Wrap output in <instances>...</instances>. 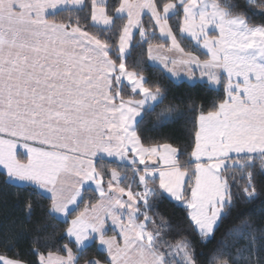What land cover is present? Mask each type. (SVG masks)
Listing matches in <instances>:
<instances>
[{
    "label": "snow or ice",
    "instance_id": "6c2138e0",
    "mask_svg": "<svg viewBox=\"0 0 264 264\" xmlns=\"http://www.w3.org/2000/svg\"><path fill=\"white\" fill-rule=\"evenodd\" d=\"M144 45L222 95L176 103ZM190 119V151L152 135ZM0 182L31 193L0 244L30 233L36 264H264V218L239 210L264 197V0H0Z\"/></svg>",
    "mask_w": 264,
    "mask_h": 264
},
{
    "label": "trees",
    "instance_id": "16d2710c",
    "mask_svg": "<svg viewBox=\"0 0 264 264\" xmlns=\"http://www.w3.org/2000/svg\"><path fill=\"white\" fill-rule=\"evenodd\" d=\"M146 46L143 48L144 57V74L148 77L149 81L159 80L165 84L169 89V98L175 97V102L179 104L186 105L191 99H195L197 103H202L207 107H210L212 102L222 95V89L218 94L215 91L206 89L203 86L189 87L185 83L173 82L171 80L165 79L166 74L158 67L148 64L146 58ZM139 51V50H138ZM152 135L158 139L160 142H170L174 146L180 148L182 153L185 151H190V145L194 139L193 136V121L190 119L186 123H182L180 126H170L162 128L159 131L152 133ZM186 155H182L181 159H185ZM31 195L28 190V186L24 185L19 188L12 186H5L0 182V231L12 221H15L18 225L23 219V205L24 202ZM36 199V197H32ZM241 211H251L257 219L264 218V197L257 199V201L252 205L241 204ZM159 212L172 224L179 225L185 234H187L194 242L196 247V252L200 254V259L203 260L209 249L213 247V243L207 245L202 244L198 241L195 234L192 232L191 227L188 222L184 219L185 213L182 208L177 207L175 202L165 201L159 205ZM63 228L64 225H59ZM223 228L220 229L222 231ZM61 233L57 232V239L59 240ZM219 236V232L217 233ZM166 239L175 240L177 239L176 232H171ZM62 245L63 240H59ZM51 247L54 249L56 244H52ZM0 254H6L10 258H18L23 261L29 262V264H36V257L33 254V237L30 233H25L22 235L15 244L11 245L9 248H5L0 244ZM88 256H95L96 258H102V253H100L95 246L90 247L86 253Z\"/></svg>",
    "mask_w": 264,
    "mask_h": 264
},
{
    "label": "crops",
    "instance_id": "0c3cea01",
    "mask_svg": "<svg viewBox=\"0 0 264 264\" xmlns=\"http://www.w3.org/2000/svg\"><path fill=\"white\" fill-rule=\"evenodd\" d=\"M154 54H155V53H154ZM169 55H171V54L169 53ZM146 58H147V46H146ZM147 62H148V64H150V65H152V66H155V67L160 68V69L166 74V72L162 69V67H160V66H158V65H153L151 61H148V60H147ZM166 75H167V74H166ZM197 76H199V73H198V72H197ZM181 77H184V72H183V70H181ZM184 79H185V81H186V77H185Z\"/></svg>",
    "mask_w": 264,
    "mask_h": 264
}]
</instances>
